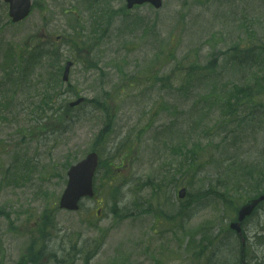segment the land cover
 <instances>
[{
    "label": "rangeland",
    "instance_id": "rangeland-1",
    "mask_svg": "<svg viewBox=\"0 0 264 264\" xmlns=\"http://www.w3.org/2000/svg\"><path fill=\"white\" fill-rule=\"evenodd\" d=\"M33 1L30 16L17 24L8 20V6L0 3V82L9 80L12 70L19 77L21 66L23 71L27 68L20 62L21 53L35 51L37 44L47 49L59 38L62 57L58 64L64 68L67 60L75 62L71 83L80 94L100 99V105L109 104V109L90 110L54 141L56 147L50 142L35 148L23 141V114L18 123L0 126V138L14 147L12 154L0 152V169L15 162L17 171L29 173L26 183L20 185L18 178L15 186H0V211L10 215L9 219L0 216V262L17 264L32 234L41 232L45 241L59 238L60 242L46 254L40 253L37 264H235L241 245L229 224L240 205L264 189V82L259 91L254 90L259 92L255 98L259 110L254 111L253 103L239 105L237 115L244 121L240 126L234 123L235 135L226 143L220 134L222 126L214 125L222 118L233 86L248 82L254 87L264 77V52L243 70L229 53L236 43L264 45V0H164L160 10L145 5L128 14L121 10L125 0ZM71 11L82 17L85 30L93 28L94 11L106 27L112 24L113 30L103 41L109 56L94 52L100 58L94 60L86 48L73 47L70 36L80 42L86 37H81L85 33ZM213 60L217 67L204 69ZM45 62L30 66L29 79L35 81L46 73ZM175 78L178 85L165 88L164 83ZM123 80L127 86L128 81L142 85L129 89L130 96L115 100L116 105V94L111 91L120 88ZM12 86L5 96L13 95ZM27 94L26 88H20L13 109ZM66 95L69 100L75 97ZM110 118L108 143L98 147L105 152L102 159L108 158L105 167L111 163L121 176L108 187L106 168L101 170L95 182L101 194L98 200L84 201L81 212L57 209L67 184L66 161L76 162L93 150L99 141H95L97 133ZM195 148L199 159L195 168L187 172L186 164L181 172L180 162L192 156ZM112 155L118 156L116 163L109 162ZM25 158H29L26 163ZM235 159L241 162L239 170L228 171L227 165ZM170 168L173 178L166 177ZM234 173L243 176L238 191L234 190L238 185ZM184 182L192 184L187 191H208L202 198L217 197L216 193L221 197L203 200L200 210L190 212L181 226L175 221L184 214L186 203L198 202L179 199L178 190L187 187ZM115 204L127 208L117 216L112 212ZM260 211L248 224L249 264H264V229L260 227L264 204ZM84 214L95 225L83 221ZM84 239L103 240L94 257L96 243L83 250ZM77 240H82L78 246ZM46 255L50 257L43 262Z\"/></svg>",
    "mask_w": 264,
    "mask_h": 264
},
{
    "label": "water",
    "instance_id": "water-1",
    "mask_svg": "<svg viewBox=\"0 0 264 264\" xmlns=\"http://www.w3.org/2000/svg\"><path fill=\"white\" fill-rule=\"evenodd\" d=\"M11 2V15L14 20H19L25 17L31 7V0H9ZM145 1H151L156 6L161 5V0H128L129 6H133L136 3H143ZM69 66H67L65 78H67ZM98 164V156L96 153H91L88 157L71 168L69 172V183L66 192L62 199V207L76 208L79 199L86 194H91L92 178L95 169ZM184 193L182 192L181 196ZM251 200L249 201L240 211V219L242 220L246 215L250 214L255 208L257 203L262 200Z\"/></svg>",
    "mask_w": 264,
    "mask_h": 264
},
{
    "label": "trees",
    "instance_id": "trees-1",
    "mask_svg": "<svg viewBox=\"0 0 264 264\" xmlns=\"http://www.w3.org/2000/svg\"><path fill=\"white\" fill-rule=\"evenodd\" d=\"M96 45L98 43H95ZM50 52H41V53H37V52H31L29 53V57L25 58V60L28 62V64H38V62L41 61L42 57H44L45 55H48ZM23 58V56H22ZM22 61V59H21ZM23 64V62H21ZM55 73V69L53 68L52 72L50 74H48L49 76H47V79H44L43 81H36V89L38 91V94L40 95V100L39 103H34V106H32L33 112L36 114H31V112L29 113L30 116H35L38 115V113L40 114H45L47 115L48 113H50L59 103V98H60V94H61V89H62V83L61 81H59V78L56 76H53L51 74ZM13 74H16V72H14ZM29 72L25 73L22 72L21 70L19 71V74H17L19 77H13L10 78L11 80L14 81H18L21 82L22 79L29 82ZM41 86H40V85ZM58 87V89L56 90V88ZM254 88L250 87L249 88L245 85V86H241V87H234L231 89L232 91V95L229 96L226 100V107L227 109H230L234 104V102L237 101H244L246 100V102H254V98L257 96L256 93L254 92ZM60 109H63L62 104H60ZM65 106V105H64ZM104 105H101V107ZM66 107V106H65ZM65 114V111H64ZM34 118V117H32ZM59 119H61V117H58ZM49 119V117H46V120ZM65 130L67 129V127H64ZM192 153H196V152H192ZM237 165H234V167H236ZM190 167H193V163ZM233 167V166H232ZM229 170V168H228ZM234 189H237V187H234Z\"/></svg>",
    "mask_w": 264,
    "mask_h": 264
}]
</instances>
